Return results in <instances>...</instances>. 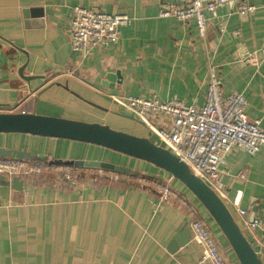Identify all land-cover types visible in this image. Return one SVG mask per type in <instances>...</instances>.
<instances>
[{"label":"crops","instance_id":"1","mask_svg":"<svg viewBox=\"0 0 264 264\" xmlns=\"http://www.w3.org/2000/svg\"><path fill=\"white\" fill-rule=\"evenodd\" d=\"M189 1L0 0V112L103 123L158 144L112 95L201 106L214 65L221 95L242 93L247 116L260 120L264 130V55H257L259 65L247 59L264 42V0H229L207 13L203 37L194 19L158 15L163 4ZM243 1L255 5L251 14L237 12ZM77 5L125 14L130 22L119 27L113 42L84 55L72 49L69 37ZM0 148L46 162L30 177H0L5 182L0 185V264H198L201 249L189 228L195 218L204 220L228 264H240L200 201L163 169L146 173L135 168L137 158L118 152L112 160L113 150L101 146L25 133H0ZM72 160L113 162L156 179L117 178L89 167L61 181L54 169L61 167L53 164ZM220 171L221 199L264 264V249L255 240L261 229L245 228L232 204L239 201L248 221L256 206L254 218L264 221V145L252 155L233 146ZM14 177L21 188L12 187ZM160 184L173 191L167 199L160 198ZM178 234H189V241L171 252L168 246Z\"/></svg>","mask_w":264,"mask_h":264},{"label":"built area","instance_id":"2","mask_svg":"<svg viewBox=\"0 0 264 264\" xmlns=\"http://www.w3.org/2000/svg\"><path fill=\"white\" fill-rule=\"evenodd\" d=\"M228 2L229 0H190L183 4H163L158 15L174 16L180 20L194 19L198 34L203 37L207 28V13H214ZM254 10V4L243 1L239 3L237 12L249 15ZM129 22L130 18L125 14H108L78 5L73 6L69 24L71 47L74 51L87 55L95 48L117 39L119 27ZM260 54L264 55V42L253 55L247 56V59L259 65L257 55ZM220 87L221 80L216 68L210 65L206 97L201 106L183 104L176 99L161 101L154 97L112 95V98L146 126L157 137L158 144L176 155L194 175L222 197L220 164L225 155L233 146L243 148L251 155L254 154L261 145H264V130L260 126V120L247 116L245 111L247 100L242 93L233 92L223 97ZM65 168L69 169L67 166ZM41 169L38 163L30 160L0 157V177L2 174L27 176L33 172H40ZM240 176L243 177L244 173H240ZM158 187L162 200L173 194L169 184H160ZM232 204L235 212L242 218L245 228L261 229L262 234L255 240L257 245L264 249L262 218L248 221L245 218L247 211L239 207V201L233 200ZM189 228L191 239L201 249L200 262L228 264L203 219H193L189 223Z\"/></svg>","mask_w":264,"mask_h":264},{"label":"water","instance_id":"3","mask_svg":"<svg viewBox=\"0 0 264 264\" xmlns=\"http://www.w3.org/2000/svg\"><path fill=\"white\" fill-rule=\"evenodd\" d=\"M119 75V74H118ZM115 76H108L114 79ZM120 77V76H118ZM0 133H25L42 137L62 138L101 146L121 154L144 160L168 172L178 179L200 201L213 218L240 264H263L252 244L234 219L221 197L199 177L194 175L188 166L167 148L156 144L149 137L130 134L111 128L98 122L71 120L25 112H0ZM0 157H16L31 160L35 156L24 151L0 148ZM70 164V162H68ZM75 165L97 167L115 172L137 175V170L130 167L98 160H76ZM5 182L0 179V185ZM18 177L13 178L12 187L21 188ZM257 207L253 206L250 220L255 217ZM187 227V222L184 224ZM189 241V234L176 235L168 249L175 252ZM198 264H209L199 262Z\"/></svg>","mask_w":264,"mask_h":264},{"label":"trees","instance_id":"4","mask_svg":"<svg viewBox=\"0 0 264 264\" xmlns=\"http://www.w3.org/2000/svg\"><path fill=\"white\" fill-rule=\"evenodd\" d=\"M31 162H33V163H38V164H45L46 162L44 161V160H41L40 158H38V157H34V158H32L31 160H30ZM74 161H76V160H72V161H69L70 162V164H68V162H62V163H57V162H55L54 164H56V165H58V166H67L69 169L71 168L72 170H78V173H77V175L79 176V175H82V170H84L85 168H87V169H89V167H87V166H78V165H75L74 164ZM91 169H101V168H97V167H90ZM101 170H103L104 172L106 171V172H111L112 174H115V175H117L116 177L117 178H119V176H125V177H120V178H127V177H131V178H142V179H144V180H147V181H154L156 178L155 177H150V176H148V175H145V174H143V173H141V172H139V174L138 175H129V173H127V174H123V173H121V172H115L114 170H108V169H101ZM40 174V173H39ZM58 174V177L57 178H59L61 181H63L64 179L61 177V174H59V173H57ZM56 174V175H57ZM11 176V175H7V174H2L1 175V177L2 176ZM34 174H32V175H27V176H25V177H30V176H33ZM38 175V174H37ZM116 178V179H117ZM235 219V218H234Z\"/></svg>","mask_w":264,"mask_h":264},{"label":"rangeland","instance_id":"5","mask_svg":"<svg viewBox=\"0 0 264 264\" xmlns=\"http://www.w3.org/2000/svg\"><path fill=\"white\" fill-rule=\"evenodd\" d=\"M142 126V125H141ZM144 128V127H143ZM118 130V129H117ZM121 131H124V132H127V133H130L129 131H127V130H121ZM130 134H134V133H130ZM134 135H136V134H134ZM150 139H151V137H150ZM154 141V140H153ZM112 153H113V155H112V157H111V159L112 160H115V159H117L118 157V152H114V151H111ZM120 154V153H119ZM125 158H129V157H127V156H124ZM125 160H127V159H125ZM134 161H137L138 162V166L137 167H135L136 169H140V170H142L143 172H150V173H155V172H157V170L158 169H155V168H158V167H156V166H154V165H152V164H150V165H147V168L148 169H146V168H144L143 167V164H146V162L144 161V160H138V159H133ZM128 164H130V162H131V160L129 159L128 161ZM111 163H113V162H111ZM41 167H43L42 166V164H39ZM120 165V164H119ZM58 165H56V164H53V167H57ZM122 166H125V165H122ZM150 166H153V167H150ZM58 167H61V168H54L55 170H57V171H60L61 173V177H64V176H66L67 178H71V177H75V176H78L77 175V173H78V170H72L71 168L70 169H66L64 166H58ZM126 167H130V166H126ZM155 167V168H154ZM161 169V168H160ZM77 172V173H76ZM182 187L183 188H186L185 186H183L182 185ZM187 189V188H186ZM188 190V189H187ZM202 205V204H201ZM203 206V205H202ZM204 207V206H203ZM205 208V207H204ZM206 210V209H205ZM207 211V210H206ZM208 212V211H207ZM243 233H245V232H243ZM235 255V254H234Z\"/></svg>","mask_w":264,"mask_h":264}]
</instances>
